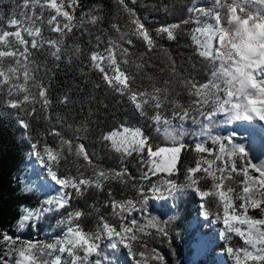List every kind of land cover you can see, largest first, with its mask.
<instances>
[{
	"label": "snow or ice",
	"instance_id": "1",
	"mask_svg": "<svg viewBox=\"0 0 264 264\" xmlns=\"http://www.w3.org/2000/svg\"><path fill=\"white\" fill-rule=\"evenodd\" d=\"M117 2L130 17L131 33H125L117 24H112V29L118 34L115 38L101 40L96 37L98 50L89 56L91 67L103 74L108 87L122 96L127 95L136 110L152 120L156 131L171 141V145L153 146L142 129L123 124L119 129L104 133L101 140L122 157L134 152L140 156L143 170L139 179L149 184L132 185L137 191L136 199L117 201L111 199L109 192L108 203L112 214L120 220L119 226L101 217L97 231L86 232L75 223L84 213L70 212L67 221L62 222L68 225L62 239L46 245L32 241L24 243L19 249H13L18 255L15 264H102V250L98 241L103 236L117 240L133 259L139 257L136 264H149L150 260L162 264L164 258L155 249L151 253L146 251L148 241L144 237H168L167 222L147 214L148 201L176 200L189 188L197 192L202 200L211 198L216 202L214 215L222 224V235L228 242L224 251L233 264H264V161L254 162L245 146L234 139L238 135L235 130L225 136L213 135L214 126L220 124H258L264 129V0H212L210 7L193 5L188 9L192 14L190 19L196 25L192 39L197 53L208 60L213 69L211 79L202 84L180 77L176 61L165 50L171 75L187 89L189 96L194 97L188 107L178 100H169L168 88L153 85L151 91L134 90L135 77L122 67L131 63L129 48L124 44L131 46L133 40L129 37L134 36L144 41L149 53L157 45L149 29L135 11L128 8L125 0ZM14 3L18 12L14 9L10 16H6L0 11V95L6 97L4 103L7 107L20 109L28 116L42 113L43 118L51 122L49 85L38 75L41 66L33 57L47 45L53 49L51 55L60 58L64 38L84 23L83 17L78 20L75 15L79 0H14ZM85 16L92 24L100 19L92 14ZM188 22L185 20L182 23ZM180 26H162L156 32L166 33L167 38L172 40L176 38L175 32ZM46 31L57 33L59 38L49 39L45 36ZM101 44L106 45L102 50ZM75 51H80L79 46ZM165 83L169 84L170 81ZM60 103H69V97L65 95ZM168 104L172 105L171 117L161 111ZM36 105L40 106L39 109ZM146 106L155 111L150 115ZM192 112L201 117L199 121L191 118L201 125L199 135L207 137V140L196 142L192 148L198 154V159L194 167L186 169V182L178 184L175 180L161 177L152 183L153 176L166 174L171 177L179 172L180 154L188 148L183 142V122L190 118ZM217 117L222 119L218 120ZM173 120L181 123L173 125ZM57 122H60L59 119ZM19 123L26 130L30 127L25 120ZM80 130L86 132L87 124L82 125ZM49 134L59 138L57 147L45 144L43 154L35 151L36 144L32 148L48 168L51 179L62 189H72L76 195H82L88 188L103 190L105 182L110 180L127 183L136 179L127 169L117 171L100 167L85 144L76 142L79 137L67 138L56 127H51ZM81 160L83 163H80ZM62 162L76 168V175L69 173L58 176L56 169ZM82 169H91L92 176L86 177ZM204 179L211 181L207 189L200 188V182ZM71 198L72 192L64 191L58 198L46 203L61 209L68 205ZM202 208L205 217L210 215L204 204ZM250 209L260 210L261 215H250ZM133 212L147 214L146 223L133 218ZM33 215L31 210H26L22 219L29 220ZM233 237L240 239V246L231 245ZM0 239L11 246L17 243L18 238L0 233ZM137 245L145 251L138 250ZM110 247L117 248V243H111ZM52 251L65 254L67 259L56 256L51 261H45L40 258L45 254L51 256ZM93 257L95 259H91ZM0 264H9V261L0 257Z\"/></svg>",
	"mask_w": 264,
	"mask_h": 264
},
{
	"label": "trees",
	"instance_id": "2",
	"mask_svg": "<svg viewBox=\"0 0 264 264\" xmlns=\"http://www.w3.org/2000/svg\"><path fill=\"white\" fill-rule=\"evenodd\" d=\"M211 2L212 0H125L128 8L133 9L136 16L149 29L157 45L149 53L144 41L134 36L129 37L133 40L131 46L124 44V47L129 48L131 63L122 67L135 77L134 90L151 91L153 85L168 88L169 100L175 99L185 107L189 106L194 97L189 96L187 89L171 75L165 50L176 61L180 77L194 79L201 84L211 79L212 65L197 53V46L191 36L195 24L190 19L192 14L188 11L193 5L210 7ZM14 9L19 11L14 0H0V11H3L6 16H10ZM85 14L96 15L100 19L92 24L88 22ZM75 15L78 20L81 17L84 18L83 26H78L64 38L59 53L60 58L56 59L52 56L53 49L47 45L33 57L41 66L38 75L43 77L49 85L48 96L52 101L49 109L51 122L46 121L42 113L28 116L20 109L7 107L4 103L6 97L0 95V233H7L9 236L28 237L34 233L30 223L25 230L17 228L16 225L23 208H34L41 200L36 193L22 188L20 173L28 170L30 156L34 154L33 144L37 145L35 151L41 154L45 144L54 148L59 145V138L49 134L51 127L58 128L67 138L79 137L76 142L84 143L88 152L94 154L95 162L103 169L117 171L127 169L136 178L127 183L110 180L105 182L103 190L88 188L82 195H76L72 189H64V191L72 192L68 205L49 212L44 218L45 225L47 223L60 232L67 225L62 222L67 221L68 214L74 211L84 213L75 223H78L86 232H96L101 217L110 224L119 226L120 220L112 214L111 205L108 203L109 192L112 194L111 199L117 201L136 199L137 191L132 185L147 186L149 184L148 181L139 179L143 170L140 156L134 152L130 156L122 157L120 153L106 146L107 142L101 140L104 133L119 128L121 124L138 126L146 136L150 137L149 143L153 146L171 145V141L166 140L162 133L156 131L152 120L136 110L127 95L122 96L108 87L102 78L103 74L91 67L89 56L93 51L98 50L96 37H100L101 40H106L108 37L115 38L118 34L112 29V24H117L125 33H131L132 25L128 13L117 0H79ZM185 20L189 22L182 23ZM172 24L181 25L176 29L175 39L170 40L166 33L156 32L158 28ZM45 36L53 40L59 38L57 33L51 31H46ZM77 46H79V52L75 51ZM105 46L101 44L100 50ZM166 81L170 83L166 84ZM65 95L69 97V103L62 104L60 100ZM36 107L39 109L40 106L36 105ZM146 111L151 115L155 110L146 106ZM161 111L171 117L172 105L168 104ZM191 117H195L197 121L201 119L198 113L192 112L190 118L183 122V142L188 145V148L180 154L179 172L171 177H167L166 174L153 176L152 183L157 182L161 177L175 180L178 184L186 182V169L194 167L198 159V154L192 148L196 142L207 140V137L199 135L201 125L194 123ZM217 119L222 118L217 117ZM20 120L27 121L29 129H24L19 123ZM85 123L87 124L86 132L80 130ZM172 123L179 125L181 122L173 120ZM233 130L238 134L234 139L245 146L254 162L264 161V131L257 126L246 127L239 123L220 124L214 126L213 135L225 136ZM208 143L210 144L211 141L209 140ZM80 163L83 161L81 160ZM56 171L58 176L69 173L76 175V168L66 166L63 162ZM82 171L86 177L92 176L91 169H82ZM210 184L211 181L208 179L201 180L200 188L207 189ZM148 195L151 196V193ZM200 201H202L201 197L190 188L185 189L176 200L150 199L147 204V214L166 221L169 236L144 237L148 241L146 251L151 253V250L155 249L164 258L162 264H201L200 259L193 258V243L197 239L195 233L199 224H191ZM205 206L210 215L215 216L216 202L209 198L205 201ZM147 214L133 212L132 217L143 224L146 223ZM44 223L37 221L36 226L40 228ZM98 242L102 250L100 257L102 264H129L127 250L117 240H109L103 236ZM111 243H117V248H111ZM226 243L228 242L223 235L220 236L212 252L217 248H224ZM230 243L235 247L239 246L240 239L233 237ZM136 247L140 251H145L139 245ZM5 252L6 243L0 239V257L8 260ZM149 264H161V262L150 260Z\"/></svg>",
	"mask_w": 264,
	"mask_h": 264
},
{
	"label": "rangeland",
	"instance_id": "3",
	"mask_svg": "<svg viewBox=\"0 0 264 264\" xmlns=\"http://www.w3.org/2000/svg\"><path fill=\"white\" fill-rule=\"evenodd\" d=\"M204 19V18H202ZM196 27L194 25L193 29ZM193 29L191 32V36H193ZM246 127L257 126L259 129L263 130L260 125H248L244 124ZM127 126V125H125ZM130 128H140L138 126ZM119 129V128H115ZM141 129V128H140ZM114 130V129H113ZM112 131V130H111ZM110 132V131H109ZM20 180L22 182V188L28 192H34L41 197L40 203L38 206L31 208L25 207L23 208V212L19 220L17 221V228L25 230L27 228V224L30 223L32 226V230H34L33 234L28 237H23L22 235L11 236L13 238H18L17 243L15 245H7L6 244V252L5 256L8 258L9 264H15V261L18 259L17 252L13 249H19L24 243L28 241L39 242L40 244H53L58 239H62L66 233V229L68 225L65 226L62 231H58L54 229L49 224L45 225L44 218L46 215L57 209L55 205H49L46 201L50 199L58 198L63 194L64 189L61 188L60 185H57L55 181L51 179L48 168L44 163H41L40 159L32 154L30 156V164L28 166V170H24L20 173ZM198 194V193H197ZM199 196V195H198ZM200 197V196H199ZM198 210L195 212L193 219L191 220V224L197 223L199 224V228L196 230L197 239L193 243V258L194 260L200 259L202 261L201 264H233L232 260L225 253L224 248H217L212 252V248L216 246L218 239L222 236V224L218 222L213 215L204 216V209L202 208V204L205 205V201H200ZM41 209H49L47 211L41 212ZM26 210H31L34 215L29 220H23L22 217L26 214ZM249 214L252 216L259 217L261 215L260 210H249ZM37 221L43 222V226L39 228L36 226ZM106 237V236H105ZM240 241V245H241ZM239 245V246H240ZM233 246V245H232ZM235 247V246H233ZM238 247V246H236ZM210 252V253H208ZM6 253H10V255H6ZM208 254V255H207ZM209 254L211 255L209 257ZM61 256L62 259H67L65 254H61L58 251H52V255L49 256L47 254L41 256L40 258L45 261H51L54 257ZM129 256V255H128ZM92 259V258H91ZM136 259H133L129 256V264H136Z\"/></svg>",
	"mask_w": 264,
	"mask_h": 264
}]
</instances>
